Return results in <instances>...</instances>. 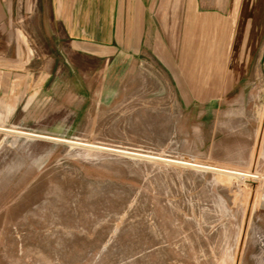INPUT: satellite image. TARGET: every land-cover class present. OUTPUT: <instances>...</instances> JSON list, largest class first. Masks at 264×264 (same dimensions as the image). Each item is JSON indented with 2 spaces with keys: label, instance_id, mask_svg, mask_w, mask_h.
Instances as JSON below:
<instances>
[{
  "label": "rangeland",
  "instance_id": "rangeland-1",
  "mask_svg": "<svg viewBox=\"0 0 264 264\" xmlns=\"http://www.w3.org/2000/svg\"><path fill=\"white\" fill-rule=\"evenodd\" d=\"M256 1L74 3L92 49L32 33L26 4L0 96V264H264V40L232 49L235 19L209 17Z\"/></svg>",
  "mask_w": 264,
  "mask_h": 264
},
{
  "label": "crops",
  "instance_id": "crops-1",
  "mask_svg": "<svg viewBox=\"0 0 264 264\" xmlns=\"http://www.w3.org/2000/svg\"><path fill=\"white\" fill-rule=\"evenodd\" d=\"M119 1H137L144 0H0V96L3 97V81H8L9 73V51L13 43H16L17 57L19 56V42H23L20 38V34L26 32L25 27L21 26L20 23L24 22V15L21 12L25 9L26 4H33V18H43V24L33 21L32 33H43V34H64L68 39H73V34H82L79 40H76L81 44V48L92 49L95 44H100L95 42L93 39H89L87 34L89 31L86 26L83 25V18L88 19L89 13L86 15L82 13V5H80V10L76 16L73 14V9L76 8L74 3H98L100 2V9L106 8L107 17L114 18L117 9L115 10V4ZM182 3V8L189 7L190 2H192V10H187V17L200 16V5L197 4L201 0H179ZM232 1V0H229ZM255 1V0H254ZM212 2V0H210ZM256 2L260 3V0ZM264 2V1H263ZM103 3V4H101ZM106 3H111L107 5ZM257 3V4H258ZM264 5V4H263ZM213 5H210L212 7ZM214 10H209V17L214 18L217 21L219 17H228L235 19L231 23L230 31L227 29L225 34H231V37L225 38L226 42L231 43L232 49H257L264 40V10H249V9H229L222 11L216 10V5ZM16 7V25L13 24V11ZM87 7V6H86ZM118 7V6H117ZM227 7V5L225 6ZM40 9V14L37 15V9ZM98 8V6H95ZM42 11V13H41ZM183 13V14H184ZM136 9L133 17H136ZM76 18V26H73V19ZM232 19V20H233ZM82 23V24H81ZM113 23V22H112ZM215 23V22H214ZM226 23V22H225ZM213 27V26H212ZM113 24H111L110 32L112 33ZM214 30L217 34V25L214 24ZM213 31V30H212ZM104 33V30L100 27V34ZM13 35L17 37L14 38ZM218 40V39H216ZM93 41V42H92ZM73 43V41H72ZM234 44V45H233ZM119 45V44H117ZM90 47V48H89ZM137 44L134 42L133 47L128 49L122 48L120 45L117 47L120 50H127L129 54L134 53ZM78 49L80 47H77ZM82 49V50H83ZM126 53V52H125Z\"/></svg>",
  "mask_w": 264,
  "mask_h": 264
},
{
  "label": "bare ground",
  "instance_id": "bare-ground-1",
  "mask_svg": "<svg viewBox=\"0 0 264 264\" xmlns=\"http://www.w3.org/2000/svg\"><path fill=\"white\" fill-rule=\"evenodd\" d=\"M248 175V174H247Z\"/></svg>",
  "mask_w": 264,
  "mask_h": 264
}]
</instances>
